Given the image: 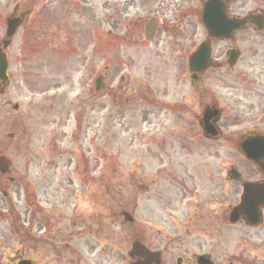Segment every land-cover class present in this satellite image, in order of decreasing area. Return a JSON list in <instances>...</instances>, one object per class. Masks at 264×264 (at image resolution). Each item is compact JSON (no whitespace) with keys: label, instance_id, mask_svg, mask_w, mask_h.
Returning <instances> with one entry per match:
<instances>
[{"label":"flooded vegetation","instance_id":"1","mask_svg":"<svg viewBox=\"0 0 264 264\" xmlns=\"http://www.w3.org/2000/svg\"><path fill=\"white\" fill-rule=\"evenodd\" d=\"M207 1L105 0L113 25L108 36L122 35V46L143 47L157 62L174 57L178 69L174 74L167 68L155 83L132 85L128 93L135 94L139 108L110 114L112 119L137 115L155 127L151 143L144 146L143 167L129 171V191L110 181L107 193L95 175L97 167L86 174L81 169L80 198L89 204L77 222L78 203L69 217L63 149L52 162L53 179L41 176L39 182L41 194L50 189L43 181L60 186L49 204L25 202L26 189L10 187L20 181L0 171L4 264H10V257H33V264H264V0H222L224 12H212V32L203 20ZM230 22L236 28L226 30ZM201 48L203 56L192 65L191 57ZM113 68L103 66L106 96L115 90L121 70ZM128 78L125 90H117H127ZM10 79L2 86L6 90ZM4 151L0 140V156ZM21 190L24 202L15 208L10 197L14 192L20 196ZM141 214L146 221L140 222ZM70 221L90 233L85 244L89 254L72 246ZM127 223L134 237L126 247L117 244L115 255L106 232ZM134 244L145 249L135 252Z\"/></svg>","mask_w":264,"mask_h":264},{"label":"rangeland","instance_id":"2","mask_svg":"<svg viewBox=\"0 0 264 264\" xmlns=\"http://www.w3.org/2000/svg\"><path fill=\"white\" fill-rule=\"evenodd\" d=\"M8 2L10 4L7 5ZM17 2L19 0H0L2 17L10 13ZM104 2L105 0L21 1L22 9L26 12L34 7H45L37 25L34 23V16L27 14L29 19H26L25 27L20 28L7 48L13 77L8 93L2 92L0 82V140H3L5 155L12 162V177L16 182L20 181L19 184L11 185V190H17L21 186V189H26L25 202L35 203L38 200L49 204L55 200L54 193L59 196L60 186L54 181H43L50 188L45 194L39 192L38 186L41 176L53 179L50 176L51 163L58 156L52 143L61 147V132L64 167H67L65 178L69 217L72 209L79 204L77 213L73 216L75 222L84 217L83 208L89 202L84 203L80 198L78 178L80 177V181L82 177H77L75 172L76 176L70 178L69 169L74 168L77 162L83 166L88 163L91 169L97 167V172H104L105 176L100 173L103 183L114 181L115 187L119 186L121 191H129V171L140 168L139 163L147 154L145 143H151V135L147 131L149 126L143 124L139 116L129 114L125 119L118 117L114 120L108 117L110 111L115 114L116 111L139 108L135 104L125 103V99L131 97L128 93L131 87L125 92L118 90L114 97L113 93L109 97L104 96V92L92 94L95 77L102 72L105 64H109L112 70L117 66L132 78L130 84L137 88L139 81L155 83L161 80L164 73L168 72L167 68L174 74L178 70L174 66V57L171 61L157 62L150 51L143 47L122 46L120 39L117 42L112 40L114 37L108 36L107 32L113 25L104 11ZM4 37L3 19L0 18V39L3 40ZM118 83L119 79L115 78L113 84L116 86ZM16 104L18 108L15 109ZM56 123L61 130L55 128ZM149 129L154 132L153 128ZM142 131L147 133L146 138ZM8 133H14L15 136L6 139ZM174 145L177 148L179 146L178 142ZM150 148L151 145L147 151ZM152 150L148 157L153 156ZM142 167L143 165L140 170ZM149 168L154 170L156 165ZM102 187L105 192L106 185ZM23 196V190L20 196L17 192L11 194L10 202L13 207L22 206ZM109 200L110 197L107 204ZM110 214L108 211L106 218ZM138 217L140 222L147 220L144 214ZM72 224L70 221L72 246L76 245L81 252L89 254L85 244L86 239L91 237L90 233L80 230L79 224ZM163 228L167 227L160 229ZM132 230V226L127 223L123 227H110L106 232L107 240L116 251L115 255L118 251L117 244L122 243L126 247L132 240ZM151 232L159 234L157 228H152ZM130 243L131 241L129 245ZM10 246L12 249V245ZM30 255H34V252L30 251ZM2 263L4 261L0 257V264ZM10 264H13L11 258Z\"/></svg>","mask_w":264,"mask_h":264},{"label":"water","instance_id":"3","mask_svg":"<svg viewBox=\"0 0 264 264\" xmlns=\"http://www.w3.org/2000/svg\"><path fill=\"white\" fill-rule=\"evenodd\" d=\"M15 24H16V22H15ZM9 34L11 35L12 31L9 32ZM7 67H8V63H7L6 54L3 53L2 50L0 49V78L1 79L7 78V76H6ZM1 163H4V160H1ZM25 264H29V262H27Z\"/></svg>","mask_w":264,"mask_h":264}]
</instances>
